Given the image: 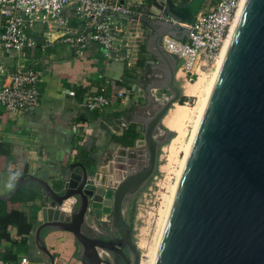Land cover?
Listing matches in <instances>:
<instances>
[{"label":"water","instance_id":"obj_1","mask_svg":"<svg viewBox=\"0 0 264 264\" xmlns=\"http://www.w3.org/2000/svg\"><path fill=\"white\" fill-rule=\"evenodd\" d=\"M205 1L153 0L163 17L125 16L149 30L145 49L161 74L145 87L153 111L141 109L132 120L141 132L132 150L123 147L102 163L72 162L52 184L23 174L10 195L1 197L12 198L28 182L40 186L46 206L34 241L49 264H54V257L43 240L46 229L70 234L81 264H140L124 203L150 179L159 148L175 135L168 128L161 131L160 125L182 96L175 78L177 57L162 48L161 38L184 40ZM153 89L167 94L156 98ZM152 264H264V0L242 2L182 164Z\"/></svg>","mask_w":264,"mask_h":264},{"label":"crops","instance_id":"obj_2","mask_svg":"<svg viewBox=\"0 0 264 264\" xmlns=\"http://www.w3.org/2000/svg\"><path fill=\"white\" fill-rule=\"evenodd\" d=\"M145 3L147 7L152 6L153 0H145ZM139 7L144 8L138 5V10ZM153 14L161 17L159 7L153 8ZM75 25L70 22V26ZM129 26L122 40L115 41L110 51L91 45L80 53L75 52L74 48L54 41L62 35L63 29L43 27L34 32L36 43L26 48L24 55L8 49L0 51V65L8 72L21 63L39 73L37 105L16 114H8L0 105V197L9 196L17 178L23 174H32L52 184L62 178L72 162L102 163L123 147L132 150V146L119 143L115 138L130 125L140 132V125L132 120L141 109L145 111L152 105L153 101L147 100L145 87L160 79L161 74L156 61L145 49L149 30L135 20ZM46 40L54 42L44 46ZM125 41L133 45L132 52L124 47ZM129 53L139 72L128 66L126 55ZM4 81L5 76L0 74V87ZM101 85L107 87L109 103L102 111H88L83 106L86 95ZM136 87L142 90L139 100L130 95L122 101L117 95L121 88L134 90ZM70 91L73 94L70 95ZM158 93V89L152 90L156 98L165 95ZM144 104L148 105L144 107ZM139 154L142 151L139 150ZM24 187L42 193L34 182ZM27 202L31 206L26 215L32 225L30 234L21 235L15 226H8L11 239L0 244V251L10 249L16 257L10 260L13 262L25 258L27 264H49L34 241L35 229L43 221L41 210L46 204L40 198L29 197ZM42 236L54 264H81L77 258L78 245L70 234L46 229Z\"/></svg>","mask_w":264,"mask_h":264},{"label":"built area","instance_id":"obj_3","mask_svg":"<svg viewBox=\"0 0 264 264\" xmlns=\"http://www.w3.org/2000/svg\"><path fill=\"white\" fill-rule=\"evenodd\" d=\"M242 2L210 0L208 7H201L194 14L184 40L169 35L161 38L162 48L177 57L175 75L179 74L182 80L189 82L201 73L212 71ZM138 5L144 8L138 10ZM154 7V4L147 7L145 0H0V51L8 49L24 55L26 48L35 45L34 32L39 27L63 29L62 35L54 41L74 48L75 52L80 53L91 45L110 51L114 49L115 41L122 40L130 28L132 20L125 16L154 17ZM159 12L163 17L161 10ZM72 21L76 24L73 27L70 26ZM54 41L46 40L44 46ZM124 47L132 52L133 45L128 41ZM130 55H126L128 66L139 72ZM0 74L5 76L0 87V105L5 112L16 114L38 104V71L17 63L12 72L0 65ZM117 95L122 101L130 95L139 100L142 90L140 87L134 90L121 88ZM108 103L107 87L101 85L86 95L83 106L88 111H102ZM0 264H27V260L22 258L20 262H13L0 256Z\"/></svg>","mask_w":264,"mask_h":264},{"label":"rangeland","instance_id":"obj_4","mask_svg":"<svg viewBox=\"0 0 264 264\" xmlns=\"http://www.w3.org/2000/svg\"><path fill=\"white\" fill-rule=\"evenodd\" d=\"M210 0L203 3V8L209 6ZM202 76V75H200ZM178 86L182 91V103H177L185 106L188 109L194 108L199 104L202 96L205 95L206 89L202 90L200 95H187L182 88V84L190 82H183L181 79L176 80ZM193 83V82H192ZM191 84V83H190ZM161 94H167L165 90H158ZM158 93V94H159ZM174 106H172L173 108ZM193 121L188 120L184 122V142L186 143L193 130ZM170 129L171 127L162 123L160 130ZM172 129V128H171ZM170 141L164 143L158 150V157L156 168L150 179L143 185V187L131 198H127L124 203V216L126 220L133 227V239L136 242L142 240L144 245L138 247L140 252V259L148 258L149 247L155 242L160 230L161 212L165 207L164 194L168 195L169 189L167 186L173 185L176 180V171L178 169L179 161L184 155V151L180 150L177 153L178 162H172L170 158ZM143 153V152H142ZM108 217L105 216V219ZM160 219V220H159Z\"/></svg>","mask_w":264,"mask_h":264},{"label":"bare ground","instance_id":"obj_5","mask_svg":"<svg viewBox=\"0 0 264 264\" xmlns=\"http://www.w3.org/2000/svg\"><path fill=\"white\" fill-rule=\"evenodd\" d=\"M230 35V34H229ZM229 38V36H228ZM227 38V40H228ZM227 40L219 54V57L216 61L215 67L212 69L211 72L209 73H201L200 75L202 76H198L196 79H194L193 81H189L190 83H188V85L186 83L182 84V88L184 89V92L187 95H200L202 90L206 89V93L204 96L201 97L199 104L191 109L186 108L185 106L175 102L172 106H174L168 110L167 114L164 116L162 123H165L166 125L170 126V130H173L175 132V135L171 138L170 141V158L173 159L172 162H178L177 159V153L180 150L184 151V155L182 157V159L178 162V169H175L176 171V180L175 183L173 185H169L167 186L169 189V193L168 195L164 194L163 197H165V207L161 212V222H160V230L158 232V236L155 239V242L152 243V246L149 247V251H148V258L145 260L143 258L140 259V264H152L153 259H154V255H155V251H156V247H157V243H158V239L162 230V226L170 205V201L172 198V194L182 167V164L184 162L189 144L191 142V139L193 137V133L195 130V127L197 125L200 113L202 111L205 99L207 97L208 91L210 89V86L212 84V81L214 79L216 70L218 68L220 59L222 57L224 48L226 46ZM176 80L181 79L180 75L177 74L175 75ZM182 80V79H181ZM184 82V80H182ZM188 82V81H187ZM193 82V83H192ZM188 120H192L194 125H193V130L191 133V136L189 138V140L185 143L184 142V134H185V130H184V122L188 121ZM160 220V219H159ZM144 245V242L142 240L137 242V246L138 247H142Z\"/></svg>","mask_w":264,"mask_h":264},{"label":"trees","instance_id":"obj_6","mask_svg":"<svg viewBox=\"0 0 264 264\" xmlns=\"http://www.w3.org/2000/svg\"><path fill=\"white\" fill-rule=\"evenodd\" d=\"M183 0H180L181 2ZM182 103L181 98L178 100ZM140 137V132L130 125L115 139L117 142L126 146H133L137 138ZM29 197L31 199H42V193L35 189L20 188L15 195L10 199H3L0 197V244L2 242L10 241L11 237L7 232L8 226L12 225L17 228L19 234H30L32 225L26 220V215L30 212L31 206L28 204ZM0 254L3 259L15 260L16 257L12 255L10 249L1 250Z\"/></svg>","mask_w":264,"mask_h":264},{"label":"flooded vegetation","instance_id":"obj_7","mask_svg":"<svg viewBox=\"0 0 264 264\" xmlns=\"http://www.w3.org/2000/svg\"><path fill=\"white\" fill-rule=\"evenodd\" d=\"M153 109L154 108H153V103H152V105H150L149 108H147V110H145V112L150 113L153 111ZM137 165H140L139 162ZM86 230L91 231V229L89 227H86Z\"/></svg>","mask_w":264,"mask_h":264}]
</instances>
